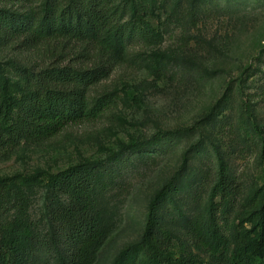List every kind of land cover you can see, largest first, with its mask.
Instances as JSON below:
<instances>
[{"label": "rangeland", "instance_id": "1", "mask_svg": "<svg viewBox=\"0 0 264 264\" xmlns=\"http://www.w3.org/2000/svg\"><path fill=\"white\" fill-rule=\"evenodd\" d=\"M153 7L159 42L143 50L140 70L121 67L99 86L119 95L116 118L78 125L74 137L51 148L23 144L1 151L0 177L56 174L79 165L88 170L95 180L94 213L104 231L88 264H110L140 238L151 196L185 157L178 191L160 207L159 226L172 235L177 255L230 264L233 226L251 193L264 184V0H153ZM0 8L23 16L46 10L42 1L25 8L0 1ZM4 71L10 81L20 80L8 66ZM184 127L192 129L152 143L158 129ZM218 157L242 190L217 216L227 248L211 254L195 248L190 221L204 211ZM23 193L26 216L45 243L23 264L67 261L71 245L53 215L67 196L47 182Z\"/></svg>", "mask_w": 264, "mask_h": 264}, {"label": "trees", "instance_id": "2", "mask_svg": "<svg viewBox=\"0 0 264 264\" xmlns=\"http://www.w3.org/2000/svg\"><path fill=\"white\" fill-rule=\"evenodd\" d=\"M0 1L22 8L42 1L46 7L27 16L0 8V152L23 144L51 148L74 137L78 125L116 118L119 95L99 86L121 67L140 70L143 50L159 42L151 23L153 0H125L123 5L117 0ZM48 58L53 60L46 64ZM4 66L20 80L10 81ZM252 124L260 130L254 120ZM191 129H158L152 143ZM217 160V178L204 211L190 221L195 248L211 254L227 248L217 216L242 190L223 160ZM184 163L185 157L151 196L140 238L120 249L110 264H202L192 255H177L172 235L159 226L160 207L178 191ZM94 181L80 165L56 174L39 170L0 177V264H23L31 251L45 245L26 216L23 193L24 187L44 182L68 199L53 209L72 249L61 264H88L104 238L91 196ZM231 237L230 264H264V184L249 196Z\"/></svg>", "mask_w": 264, "mask_h": 264}]
</instances>
